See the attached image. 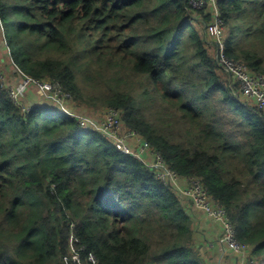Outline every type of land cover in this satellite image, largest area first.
Here are the masks:
<instances>
[{
	"label": "trees",
	"instance_id": "16d2710c",
	"mask_svg": "<svg viewBox=\"0 0 264 264\" xmlns=\"http://www.w3.org/2000/svg\"><path fill=\"white\" fill-rule=\"evenodd\" d=\"M217 1L227 56L264 75V0ZM210 19L188 0H0V70L8 58L79 106L120 110L264 264V113L195 27ZM195 232L146 163L58 107L23 112L0 81V264H206Z\"/></svg>",
	"mask_w": 264,
	"mask_h": 264
},
{
	"label": "built area",
	"instance_id": "2783aa9c",
	"mask_svg": "<svg viewBox=\"0 0 264 264\" xmlns=\"http://www.w3.org/2000/svg\"><path fill=\"white\" fill-rule=\"evenodd\" d=\"M188 1L193 10H208L210 12L211 21L207 24L206 31L216 44L217 63L239 84L243 99L264 113V75L248 69L241 62H236L227 56L226 26L218 6V1ZM16 71L17 75L23 78L25 85L35 88L60 107L74 102L72 96L64 91L60 82L56 80L33 79L23 75L19 70ZM3 88L8 91L13 102L23 112H30L35 107L34 104L24 101L23 96H21L20 91L16 87L5 88L3 86ZM67 113L76 116L82 127L92 128L108 136L125 154L136 156L142 160L153 169L154 175L159 181L165 186L171 187L180 199L190 202L210 222L217 225L220 230V237L217 243L225 251L235 256L233 264H262L261 257L254 255L253 246L243 243L238 239L236 228L228 211L224 206L215 201L213 196L203 186L201 180L195 177L180 176L167 165L161 153L153 149L148 141L138 135L136 131H127L124 128L122 112L120 110L108 109L101 119V123L91 121L90 119L92 118L90 117L75 115L71 112ZM212 245V247L216 246L214 243ZM91 261L96 263L94 257H91Z\"/></svg>",
	"mask_w": 264,
	"mask_h": 264
},
{
	"label": "rangeland",
	"instance_id": "374dc122",
	"mask_svg": "<svg viewBox=\"0 0 264 264\" xmlns=\"http://www.w3.org/2000/svg\"><path fill=\"white\" fill-rule=\"evenodd\" d=\"M201 12L204 13L205 17L211 18V14H210V12H208V10H203ZM198 15H199L198 16L199 19H202L201 13H199ZM210 21H211V19H210ZM210 21L207 23L204 22V25H202L198 22L197 24H195V27L199 28L200 33H202L206 37V39H208L207 41L209 42L211 47H214V46L216 47V44L214 43L213 39L208 35V33L206 31V26L208 23H210ZM226 34H227V29H226ZM187 51L192 52L193 47L190 46L189 49H187ZM211 53L214 56V58L216 59V49H214V51H212V49H211ZM5 57H9V54L5 53ZM14 67L15 66L11 63L10 59L7 58L6 63L2 65L1 70H0V73H1L0 81L5 88H14L17 85V83H19L18 90L20 91L21 96H23V95H25V92L28 89V85L24 84L23 78L18 77L17 71L15 70ZM79 79H80V81H79L80 85L84 86L86 82H84L83 76L81 74H79ZM108 82L110 83L111 87H113V88L118 87V88H120V90H123V91H128L129 89L131 91H136V90L141 89L140 81H125V82L132 83L133 87H131V88H125V85H123V84L117 86L114 81H108ZM234 83H236V82H234ZM102 86L104 87V84H102ZM100 89H102V88L100 87ZM100 89H99V91H100ZM29 94H30V92H28L26 95H29ZM34 95H36V94H34ZM23 99L26 102H30V101L26 100L24 97H23ZM77 104L78 103L74 101V104H72L70 106L72 112L75 115L87 116V117L94 119V120L90 119L91 121H97L99 123H101V121H102L101 119L104 117L105 113L108 110L107 108H102L99 110L98 109H92V108L87 109V106H85V105L79 106ZM166 126H168V125L166 124ZM174 127H178V126H174ZM182 201H183V204L186 208V211L188 212V214L190 216H193L194 212L195 213L200 212L196 207H194L187 200H182ZM189 204H191V205L188 206ZM201 221L205 222V224L208 226H204L201 224L200 226H198L196 228L197 236H196V240H195V246L198 243V246H196V249L199 252V254L201 255V257L205 260L206 264H221V262L219 260H217V262H216V259L213 258L214 252H211V249H214V247H212L213 242L212 241H208V242L205 241L207 239V237H208V239L211 237L213 238V235L215 233L218 234V229L212 228L210 226L212 223L210 221H206L204 216H202Z\"/></svg>",
	"mask_w": 264,
	"mask_h": 264
},
{
	"label": "crops",
	"instance_id": "0c3cea01",
	"mask_svg": "<svg viewBox=\"0 0 264 264\" xmlns=\"http://www.w3.org/2000/svg\"><path fill=\"white\" fill-rule=\"evenodd\" d=\"M19 78H21V77H19ZM18 86H19V83H17V85L15 87L18 89ZM28 92H30V94L29 95H26ZM34 94H36V95H34ZM23 97L26 100L30 101V103L34 104L35 106L49 105V106H53V107H58V108L62 109L65 112H71V113H73L72 110H71V108H70V106L72 104H74V102L73 103H68V104L64 105L63 107H60L59 105L55 104L51 99H49L47 96H45L44 94L40 93L38 90H36L33 87L32 88L31 87H28V89L25 92V95H23ZM83 117H87V116H83ZM190 205L191 204H189L188 206H190ZM202 216H204V215L202 213H200V212L199 213H195L194 212L193 213V216H191V218L193 219V222H194L195 231H197L196 228L198 226H200L201 224L204 225V226H208V225L205 224V222H202L201 221ZM204 218L206 219V221H209L205 216H204ZM210 226L212 228L218 229V234L215 233L213 235V238L211 237V238L208 239V237H207V239L205 240L207 242L208 241H212L214 244H216V246L214 247V249H211V252H214L213 258L216 259V262H217V260H219L221 262V264H233V261L235 259V256L233 254H231L230 252L225 251L222 248V246L217 243V241L219 240V237H220V230H219V228L214 223H212ZM196 236H197V234L195 232V240H196ZM196 246H198V243L196 244Z\"/></svg>",
	"mask_w": 264,
	"mask_h": 264
}]
</instances>
